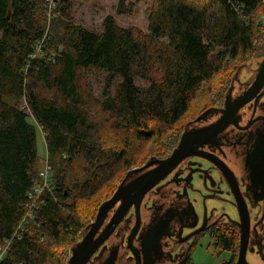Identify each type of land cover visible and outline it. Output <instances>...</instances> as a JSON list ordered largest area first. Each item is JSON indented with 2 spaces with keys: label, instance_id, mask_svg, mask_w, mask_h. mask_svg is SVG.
<instances>
[{
  "label": "trees",
  "instance_id": "1",
  "mask_svg": "<svg viewBox=\"0 0 264 264\" xmlns=\"http://www.w3.org/2000/svg\"><path fill=\"white\" fill-rule=\"evenodd\" d=\"M56 2L59 17L48 16L46 0H0V244L11 241L0 264H67L57 247L69 246L72 253L90 225L79 203L95 196L119 166L131 167L132 141H162L164 129L182 120L191 98L226 62L255 50L260 28L255 17L264 9V0H152L143 37L112 16L102 33L87 31L68 15L71 0ZM117 13L130 8L121 1ZM47 18L55 27L48 45L37 49ZM254 56H264V45ZM254 56L236 66L230 83ZM86 70L108 73L100 107L113 119L109 129L120 140L114 144L86 108L81 83ZM136 79L150 83L156 97L141 99ZM225 98L226 93L223 103ZM37 127L44 133L55 188L43 194L21 232L29 192L39 181ZM175 148L147 161L165 159ZM79 158L88 164V178L67 189V174ZM238 232L225 220L208 232L216 249L230 254L221 264H236ZM261 239L264 246V223Z\"/></svg>",
  "mask_w": 264,
  "mask_h": 264
},
{
  "label": "water",
  "instance_id": "2",
  "mask_svg": "<svg viewBox=\"0 0 264 264\" xmlns=\"http://www.w3.org/2000/svg\"><path fill=\"white\" fill-rule=\"evenodd\" d=\"M248 69V72L245 71ZM251 74V76H249ZM247 80L252 82L247 91L238 97L236 100L231 101L230 92L234 86L241 83V81ZM244 82V81H243ZM264 89V56L256 58V60H249L246 64L240 66L232 78L230 88L225 98V109L222 110V116L215 123L200 129H189L190 125L194 122H202L206 119L212 110L206 111L197 119L188 122L184 128V131L180 137L179 143L173 150L171 155L165 159L151 158L140 168L131 170L125 180L118 186L114 192L112 198L105 201L97 211L96 217L93 222L81 234L80 239L72 247V253L68 259L67 264H117L119 257L120 245H113L108 247L109 242L114 238L120 225L131 215L134 219V226L131 229L129 235L126 238V243L129 250L133 252V256L137 257L139 264L140 258L133 241L137 236L141 224V205L146 196L160 183L165 181L171 174H173L178 167L187 159L201 158L206 162L211 163L215 169L220 172L221 180L227 186L229 193L233 196V204L236 206L239 219L236 222H230L235 224L239 229L240 241L239 252L236 264H250L247 255L254 244H257L259 252L264 258V246L261 239V230L264 223V210H261L260 205L256 202L250 207L247 203L244 195L240 189L239 183L233 171L223 162L221 159L205 153L200 149L204 144L210 143L216 134L225 129L228 125H232L233 119H235L238 111L251 101L256 103L264 97L262 91ZM213 116V115H212ZM236 120V119H235ZM201 176H208L210 186H220V180L217 184L216 179L211 177V173L198 171ZM199 180H202V177ZM193 180V179H192ZM253 189L255 192L260 191V183L264 184V171L260 168V173L256 180L252 176ZM191 184V188L201 193V190L194 188V185H199L197 180ZM264 191V188H261ZM220 192L218 195H220ZM188 198L189 195H187ZM196 202L197 200L194 199ZM190 203L193 202L190 199ZM194 206V204H193ZM206 210V209H205ZM254 210L255 212H251ZM194 221H191L188 225H184L180 228L181 235L186 229L194 230L199 223V216L193 209ZM206 217V211L204 213V220L202 225L195 230L190 236H187L185 241H188L191 237H196L199 234L204 233L211 226L222 224L223 220H226L225 215L222 221L217 218L213 224L208 225ZM176 215L169 211L165 214L162 221L155 223L152 229L149 230L145 240L142 242L144 251H149L150 246L153 250L159 247L160 241L166 236L169 231L170 224L174 221ZM177 239H179L177 237ZM149 244V245H148ZM148 245V246H147ZM254 249V248H253ZM148 264V263H145Z\"/></svg>",
  "mask_w": 264,
  "mask_h": 264
},
{
  "label": "rangeland",
  "instance_id": "3",
  "mask_svg": "<svg viewBox=\"0 0 264 264\" xmlns=\"http://www.w3.org/2000/svg\"><path fill=\"white\" fill-rule=\"evenodd\" d=\"M121 1H124V4L128 9L130 8V13H117V7ZM152 4V0H71L70 10L67 12L73 19L76 26H80L87 31L94 32L96 34L102 33L104 20L106 17L112 16L118 26L124 29L131 28L134 32L144 37L148 35L149 13L152 8ZM256 15L255 22L260 26V28L259 31H257L255 50L245 58L238 57L234 60L226 62L222 70L219 72L220 74L216 75L212 81L206 83L204 87H202L200 91H198L195 96L191 98L189 110L182 120L174 127L164 129L162 141H157L155 139L150 142H138L137 140L131 142L128 156V162L131 167L122 164L118 167L114 178L109 183L103 185L95 196L90 198L89 201H80L81 203L78 205L79 213L87 218H85L86 220H84V222H93L96 217L97 206H99L103 201L112 198V194L129 171L128 169L132 170L137 167L140 168L144 165L147 159L154 154L158 155L161 154V152L166 153L171 147H176L181 137V133L184 130L183 127L186 123L194 120L202 111H205V109L214 105L216 106L222 102V99L224 100L225 93L229 87L230 77L234 73L236 66L245 62L251 56L259 55L262 51L264 45V9L261 8ZM59 16H61V14ZM52 21L53 20H49L47 18L45 34L43 39H41V41L37 44V49L42 45V43H44L42 45L44 48L48 45V40L50 39L51 31L54 26ZM53 55L54 54H52V56ZM256 58L257 56H254L250 60H256ZM81 74H83L81 77V83L84 96L87 101L85 104L87 110L90 112L92 118L98 123V125L102 127L103 135L107 136L109 144H114L120 141L116 138V134L112 133L109 129L113 124V119L104 114L100 107L101 102L104 100L103 95L105 92L108 73L100 70H86ZM135 86L140 89L139 97L141 99L151 100L156 97V92L152 89V85L150 83L136 79ZM110 91L114 93V88ZM29 119L32 121L30 114ZM37 131L39 159L36 171L37 174H40L46 163L50 165V162L47 160V146L42 128L37 127ZM87 165L88 164L82 158H79L74 162L72 169L67 174L65 184L67 189H71L77 182L82 183L88 178V171L86 169ZM37 183H41L40 178ZM54 188L53 184H51L50 190L44 189L38 199L37 197H34L33 202H35L36 207L43 194L45 192L53 194ZM207 203L210 218L212 217L213 220L225 215L226 220L229 222L238 221L239 214L233 202L219 196L215 199L208 200ZM32 219L33 218L28 219L20 224L19 228L21 232L27 222L32 221ZM76 238H78V236H75L72 240L75 241L77 240ZM0 250H3L2 254H5L3 258H5L8 252V247L4 244V242L0 244ZM57 250L60 254H62L66 263L71 255L70 247H57ZM226 257L229 259L230 254H221L214 246L213 237L210 236V234L205 233L199 237L195 247L193 248L189 264H218L219 262L221 264L224 260H226ZM247 259L250 264H264V258L259 252L257 244L251 246ZM45 264L55 263H49L48 261Z\"/></svg>",
  "mask_w": 264,
  "mask_h": 264
},
{
  "label": "flooded vegetation",
  "instance_id": "4",
  "mask_svg": "<svg viewBox=\"0 0 264 264\" xmlns=\"http://www.w3.org/2000/svg\"><path fill=\"white\" fill-rule=\"evenodd\" d=\"M245 71L248 72V69H245ZM251 84L252 82L244 80V82L241 81V83L234 86L230 92L231 101L243 95ZM262 94H264V89ZM223 109H225V102L205 109L198 116L200 117L206 111L212 110L210 115L202 122L192 123L189 129L197 130L215 123L221 118ZM235 119H233L232 125H228L216 134L210 139V143L204 144L199 150L225 162L236 176L244 198L250 207L257 202L261 210H264V191H261V188H264V184L260 183V191L258 192H255L252 187V176L256 180L260 173V168L264 171V97H261L257 103L253 100L243 106L236 114ZM212 166L211 163L201 158L187 159L143 200L141 205L142 224L133 241L135 251L140 258L139 264H186L190 262L192 250L199 237L208 233L212 227H219L220 222L208 228L204 233L185 241L187 236H190L202 225L205 211V219L208 225L213 224L217 219L213 220L212 217L210 218L208 200L220 196L233 202V196L229 193L225 183L222 182L220 172ZM201 169L210 172L211 177L214 180L216 179L217 184L220 180V186L211 187L209 185V177L201 176L198 172ZM200 176L202 180H199ZM192 179L200 182L199 185H194V188L201 190V193L191 188V184L195 182ZM220 190L223 193L218 195ZM190 199L194 206L190 203ZM194 199L197 201L195 202ZM193 209L199 216L197 228L189 231L185 229L181 235L180 228L195 219ZM169 211L173 212L176 218L170 224L166 236L160 241V245L156 250H153L152 246H150L149 251H144L142 242L148 235L149 230L152 229L155 223L162 221L165 214ZM251 212L254 213L255 211L251 210ZM223 219L225 218H219L220 221ZM134 222L131 212V215L120 225L116 235L113 236L114 238L108 244V247L120 245L117 264H138L137 257L133 256V252L129 250L126 243V238L133 228Z\"/></svg>",
  "mask_w": 264,
  "mask_h": 264
},
{
  "label": "built area",
  "instance_id": "5",
  "mask_svg": "<svg viewBox=\"0 0 264 264\" xmlns=\"http://www.w3.org/2000/svg\"><path fill=\"white\" fill-rule=\"evenodd\" d=\"M56 1L57 0H46L47 5L45 6V9H47L48 16L54 15L56 11V6H57ZM55 15L57 16L56 13ZM39 178H40L41 183L40 184L36 183L35 186H33V190L29 192V203L27 205L28 211L24 218V221L33 218V212L36 209L35 202H33L34 197H37L38 199L44 189H48V190L51 189L52 168L50 167L48 163H46L44 169L40 172ZM4 244H6L9 249L11 241L10 240L9 242L5 241ZM2 252L3 250H0V262H2V260L4 259L3 257L5 255V254L3 255ZM218 264H220V262Z\"/></svg>",
  "mask_w": 264,
  "mask_h": 264
},
{
  "label": "bare ground",
  "instance_id": "6",
  "mask_svg": "<svg viewBox=\"0 0 264 264\" xmlns=\"http://www.w3.org/2000/svg\"><path fill=\"white\" fill-rule=\"evenodd\" d=\"M27 211H28V208H27ZM33 213H34V212H33ZM26 214H27V212H26ZM25 216H26V215H25ZM25 221H26V220H25ZM25 221H24V219H23V222H25ZM23 222H22V223H23Z\"/></svg>",
  "mask_w": 264,
  "mask_h": 264
},
{
  "label": "crops",
  "instance_id": "7",
  "mask_svg": "<svg viewBox=\"0 0 264 264\" xmlns=\"http://www.w3.org/2000/svg\"><path fill=\"white\" fill-rule=\"evenodd\" d=\"M226 259H227V257H226Z\"/></svg>",
  "mask_w": 264,
  "mask_h": 264
}]
</instances>
